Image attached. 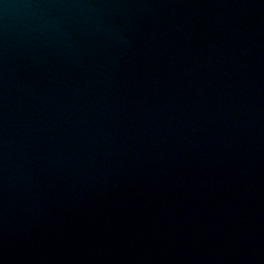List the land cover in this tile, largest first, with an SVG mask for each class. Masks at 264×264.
<instances>
[{
	"label": "water",
	"instance_id": "obj_1",
	"mask_svg": "<svg viewBox=\"0 0 264 264\" xmlns=\"http://www.w3.org/2000/svg\"><path fill=\"white\" fill-rule=\"evenodd\" d=\"M0 264H264V0H0Z\"/></svg>",
	"mask_w": 264,
	"mask_h": 264
}]
</instances>
